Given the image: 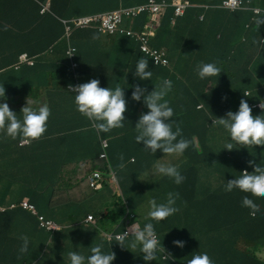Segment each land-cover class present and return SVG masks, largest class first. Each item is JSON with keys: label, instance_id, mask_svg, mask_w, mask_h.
I'll return each mask as SVG.
<instances>
[{"label": "trees", "instance_id": "1", "mask_svg": "<svg viewBox=\"0 0 264 264\" xmlns=\"http://www.w3.org/2000/svg\"><path fill=\"white\" fill-rule=\"evenodd\" d=\"M36 1L37 4L33 3L32 21L28 17H18L16 21H10L7 19L9 17L8 11L0 12V45H7L8 39L12 40L15 42L12 43V47H17L19 50L17 55L22 51H28L31 55H41L40 57H42L48 49H51L56 44L57 40L64 37V24L60 19H70L76 15L102 12L120 6H134L147 0H119V2L111 0L109 6L96 11L92 10V6L95 4L94 1H89L87 5H83V2L86 1L83 0L66 16L60 14L62 17L57 19L48 14L41 15L40 3L43 0ZM167 1L171 2V0ZM182 1H188L191 4L184 15L175 17L174 8L168 7L159 17L160 26L154 33L157 43L167 50L170 60L168 68L156 67L152 60L142 54L137 45L126 36L120 37L121 41L126 43L124 49L125 61L122 57H117L116 61L113 62V51L107 52V45L104 40L101 37L98 40L92 39L94 34L98 35L97 31L93 29H77L71 34V43L77 48L78 69L71 71L68 68H63L67 63V58L63 52L61 59L65 63L60 68H54L52 73L46 77V79H50L51 84L54 82L52 89L59 93L68 92L66 90L68 84L75 80L80 81L82 77L86 78V82L98 79L101 87L115 89L119 85L124 89L127 101L124 127L111 130L108 133H101V135L110 138V148L107 150L109 161L111 166L117 171L118 181L124 197L128 201L129 199L139 198V194L133 193L137 192V189H133L131 185L138 181L141 176L147 175L148 171H155L156 167L154 156L144 150L142 142L137 144L135 141L137 133L134 127L140 115L142 113L146 114L149 110L144 105L143 98L140 102L132 100V91L134 90L132 86L139 85L146 88V92H151L163 79L172 81V89L165 99L174 111V116L172 117V121L175 122L173 131H175V124L178 123L182 129L183 138L190 141L189 147L182 154L183 157L174 163L181 175L185 177V180L177 185L173 180H168V177L161 176V179H155V183H165L162 185V189L168 190V193H179L176 206L180 209L177 212L180 217L170 216L166 224L162 222L153 223L161 247H164L168 256L167 259H163V254L158 253L157 260L146 262L143 260V254H141L138 246L136 249L129 248L128 250L125 248L127 256L119 264H187L188 259L184 255L185 249L172 250L170 247L174 244L168 242L169 237L177 238V230L187 220L186 211L182 215V207L193 206L195 211L190 216V220L200 221L203 217L199 207L204 204L205 208H207L205 213H210L209 221L212 225L210 239L221 238L224 250L232 254H237L236 252L240 250L238 243L234 241L236 234L240 238L242 236L249 237L250 234L264 227V198L251 197L249 193L236 189L233 190L234 193L223 195L219 184L214 182V178L227 182L234 179L235 176H238L244 170L252 172L253 168L249 166L248 161L255 159L259 163L261 159H264V156L261 155L264 153V146L228 151L223 149L227 134L222 127L213 131L200 130L202 124H212L211 119L225 117L228 111H238L241 99L247 101L252 108L253 115L264 114L256 106L257 102L264 99V92L263 98L258 97L259 89L261 88V72L264 73V44L260 43L261 39L264 38V24L260 27L256 25L255 43L253 41V45H245L237 49L240 41L236 38V31L239 27V23L236 20L247 18L248 21L251 17L250 11L238 10V12L229 13L211 6L205 7L207 4H218L217 0ZM260 4L264 8V0ZM54 12L58 13L55 8ZM219 15H225L233 22L225 31L220 28L222 20ZM200 16H203V21L200 20ZM148 22L149 15L142 14L136 19L130 20L128 27L141 30ZM30 23L35 27L31 26ZM117 40L118 36L106 38V43L115 45ZM153 43L155 45V42ZM180 54L185 55L184 63L174 65L171 60ZM195 56L197 57L194 59L193 57ZM140 58H146L149 61L148 70L152 72L151 80L141 81L139 78L134 77L132 71L135 70ZM201 63H215L222 71L220 76L216 78L222 81L224 78L225 82L217 85L210 78L199 79L196 67ZM256 73L258 74L256 75ZM102 75H109V77L101 79ZM255 80H259L258 84L256 87H252L251 84ZM247 90L250 91L248 92L250 93L249 97L244 96V92ZM225 97L226 99H224ZM198 106H202L200 112L197 111ZM77 114H79L78 111L69 112L70 120L76 117ZM65 134L66 132L60 134L56 140L64 137ZM88 137L96 142L95 150L89 145L87 147L83 142H80L79 147L83 151L80 154L81 157L93 162L94 167L92 170H106V163L98 160L101 147L96 131H82L78 134L79 141ZM121 154L125 165L123 169L118 167L121 163L119 160ZM174 156H165L162 153V157L166 160H170ZM131 159H135V161L131 162ZM70 160L73 161L74 159ZM98 161L99 163H95ZM34 183L37 192L41 186L37 177L34 179ZM61 185V182L60 184L55 182L52 190ZM246 195L260 205V211L256 213L255 217H251L249 208L242 206V198ZM46 217L49 219L54 218L53 212L50 211ZM118 217L115 213L109 212L101 220L113 221L116 224V222L120 221ZM142 223L146 224L148 221L146 220ZM77 228L79 227H73L68 229V231ZM262 232L261 240L264 239V230ZM55 233L51 235L57 243V248L46 245V257L49 253L51 254L49 264H69L68 253L80 249L81 244H77L76 240L85 239L89 242L97 236L105 239L100 230L93 227L83 232L68 235L67 255L63 257L66 261H62V259L57 261L58 254L62 255L63 249L62 247L59 249V242L54 238ZM131 240L132 238H129L125 241L126 246ZM109 246L113 249L120 248L115 241L109 242ZM191 249L195 252H202V254L207 253L213 264H218L217 258L213 253L216 249L213 251L207 247L203 249L201 244L193 245ZM255 251L256 249L253 252ZM44 253L43 251L42 256L38 260L43 257ZM37 257L35 255L34 259L29 262H33ZM23 261L28 260H21L18 264ZM0 264L7 263L0 260ZM226 264L243 263L235 259L228 261Z\"/></svg>", "mask_w": 264, "mask_h": 264}, {"label": "clouds", "instance_id": "2", "mask_svg": "<svg viewBox=\"0 0 264 264\" xmlns=\"http://www.w3.org/2000/svg\"><path fill=\"white\" fill-rule=\"evenodd\" d=\"M149 1L150 0H147L142 4L129 7L120 6L115 9L102 12L76 15L70 19H60L64 24V37H62V39L67 43L65 54L68 60V66H70L71 70L75 71L79 67L77 62V48L71 43V34L77 29H93L97 31L98 35L94 34L92 39L98 40L101 37L107 46L108 44L106 43V38L115 36H118L119 38L121 36H126L137 45V48L142 54L152 60L156 67L168 68L170 66V60L167 55V50L165 47H162L157 43L154 38V33L155 30L160 26L159 17L168 7L174 8L175 17H181L184 15L187 8L191 6L188 1L171 0V2H169L167 0H154L156 4L162 6L161 11L155 16L149 11H144L136 17L124 16L120 22L111 24L107 30H100V27L102 26L101 21L94 22L85 27H77L76 25L77 20L81 18L103 16L121 9L136 8L148 4ZM33 3L37 4V1L19 0V17L27 16L32 21L34 10ZM260 3L261 1L259 0H220L216 5L207 4L205 7L208 8L211 6L212 8L221 9L229 13L238 12V10L250 11L251 17L245 24V29L247 32L253 33L254 36L256 25L260 27L262 24H264V8ZM40 5L41 15L48 14L57 19L62 17L60 14H64L62 11H60L57 4H55V0H43ZM178 5L185 6L183 13L180 15H177ZM54 8L58 13L54 12ZM142 14L149 15V22L143 27V29L135 30L132 27H128V22L130 20H134ZM200 20L203 21V16H200ZM236 21L238 22L239 20ZM9 22L10 21H8V23ZM68 28L70 29L69 32L67 30ZM218 37H220V35H218ZM145 41H147V45L150 49L162 50L165 52V58L168 61L166 65L156 64L154 58L149 53L143 51L142 48L145 47ZM153 42H155V45ZM260 43L262 45L264 44V38L261 39ZM261 44L260 46H262ZM245 45H253V42L251 43L248 39L242 38L240 40L239 48ZM70 48L75 49L74 55L71 53L69 55L67 54ZM23 55H27L28 61L21 60ZM40 56L41 55H31L28 51H22L13 60L14 63L9 66L8 69L20 70L23 66L34 67ZM117 57H122L123 59L125 58L123 55L117 54L115 56V61ZM196 57L197 56L193 58L195 59ZM30 62L33 64H30ZM148 68L149 61L146 58H140L135 66V70L132 71L134 77L139 78L141 81L151 80L152 72L149 71ZM221 72V69L215 63H201L196 67V73L199 79L204 80L210 78V80H212L217 85L225 82L224 78L223 81L216 78L220 76ZM107 77H109V75H102L101 79H105ZM261 79L262 77L260 76V80ZM132 87L134 89L132 91V100L140 102L143 98V103L149 110L146 114L142 113L140 115L138 122L134 127L137 133L135 136V141L137 144L142 142L144 150L146 152H150L154 156L156 163L155 172L161 176L168 177L169 179L173 180L175 184L179 185L185 180V177L181 175L177 166L163 164L165 162H169L171 159L166 160L164 157H162V153L165 156L175 155L177 160H179V158L183 157L182 154L190 145V141L183 138L182 129L178 123L175 124V131H173V124L175 122L172 121V117L174 116V111L172 107L169 106V102L165 99L172 89V81L163 79L162 82L159 85H156L154 90L151 92H146V88L139 85H134ZM66 90L68 92L65 91V94L74 95L73 111L79 112V114L76 116L79 120V123L73 131L75 134L70 133V135L78 139V134H80L82 131L95 130L98 134V141L101 147L98 160L104 161L106 163V170H92L90 171V174L85 176L89 186L92 189L99 191L104 188V186H108L113 189L118 199L119 197L122 199L121 204L124 207L125 214L120 225L123 224V230H116V232L112 234L121 233L125 230L126 216L128 213L134 214V212L129 209V201L124 197L123 190L120 187V183L117 178V171L111 166L109 161L107 150L110 148V138L103 137L101 133H108L111 130L124 127V121L126 119L124 114L127 111L125 91L119 85H117L115 89H111L110 87H101L100 81L98 79H92L89 82L82 84L80 81L75 80L74 82L68 84ZM5 91V88L0 86V133L12 140H19L20 146H26L33 141L41 139L44 133L47 131V121L51 115L50 108L47 106V104H45L40 106L38 109H34L27 100L26 106L22 107L20 112L22 116L18 118L17 113L10 110L9 103H6L7 98L5 97ZM248 92L250 91L247 90L244 92V96L249 97L250 93ZM258 97L263 98L260 92ZM224 99H226V97ZM256 106L262 110V113H264V99H261L260 102H257ZM201 108L202 106H198L197 111L200 112V110H202ZM211 120L212 124L210 123L209 126L215 127L217 130L222 127L227 134L223 149L232 151L239 148L264 146V114L253 115L252 108L245 99L240 100L238 111H228L225 117H215ZM86 141L87 144L93 148V150H95L96 142L89 137L86 138ZM80 142H83V140L79 141V143ZM102 155H105V157H102ZM261 155L264 156V153ZM119 160L121 163L118 165V167L123 169L125 165L123 163L122 154L119 156ZM134 161L135 159H131V162ZM248 164L253 168V171L249 172L244 170L240 172L238 176H235L234 179L227 181L225 184V191L232 192L234 189H239L244 193H249L251 197L264 198V159H261L259 163H257L255 159H252L248 161ZM90 169H92V167ZM94 172L100 173L102 176V180H98L99 187H93L91 185L90 177ZM64 190V187L59 186L58 188H54L53 192L55 193V196L58 197L57 193H61L62 196L64 194ZM178 199L179 193L169 192L167 194L166 202L158 203L156 199L150 200V210L148 212L149 221L160 223L161 221L177 213L180 210L176 206V201ZM24 203L34 206L35 212H33L31 209L24 208ZM242 206L251 210V217H255L256 213L260 211V205L247 195L242 198ZM16 208H20L33 214L40 229L47 230L46 228L41 227L39 217H44L46 221H51L60 228L55 220L49 219L41 214L34 203L22 201L10 205L5 211ZM1 212H3V208L0 207V213ZM134 219H136L135 215L133 220ZM95 221V224H90L87 223L85 219L83 223L90 227L93 226L94 228L99 229L96 218ZM57 230L47 231L54 232ZM100 232L104 238L109 241L105 234L111 233L101 230ZM18 238L23 242L19 248L20 255L17 257V259H21L23 254L27 253L28 251L29 240L28 237L24 235H20ZM129 238H132V240L126 246L125 241ZM114 239L115 240L112 241H115V243H117L121 248H126L128 250L129 248L136 249L139 246V250L141 254H143V260L146 262L157 260L158 253L163 254V259L168 258L164 247H161V243L157 233L155 232L154 224L152 222L146 223L143 227L135 222L123 234L116 235ZM184 243L185 242L180 240L173 241V244L180 248L184 247ZM102 249V244L91 247V254L87 257L78 254L76 251L69 252V264H112V262L116 259L115 253L111 251L109 253H104ZM187 264H213V261L207 253L195 254L187 261Z\"/></svg>", "mask_w": 264, "mask_h": 264}, {"label": "crops", "instance_id": "3", "mask_svg": "<svg viewBox=\"0 0 264 264\" xmlns=\"http://www.w3.org/2000/svg\"><path fill=\"white\" fill-rule=\"evenodd\" d=\"M82 1L55 0V4L66 16ZM89 1L95 2L92 10L96 11L109 6L111 0H86L83 5H87ZM115 1L119 2V0ZM18 8L19 0H0V12L8 11L9 17L7 19L10 21H15L19 17ZM219 16L222 20L220 28L225 31L233 22L225 15ZM247 22V18L238 21L239 27L236 31V38L238 41L246 38L252 43L254 36L253 33L246 31L245 24ZM30 25L33 26L32 23ZM12 43L15 42L8 39L7 45H0V86H3L6 90L5 97L8 98L10 110L17 113L18 118H20L22 116L20 114L21 109L26 106L28 100L34 109L47 104L51 110V115L47 121V131L43 137L29 145L20 146L19 140H12L0 133V207L3 208V212L0 213V260L7 264H18L21 260H28L23 261L21 264H49L51 254L49 253L46 257V245L57 248V243L51 235L57 232L54 238L59 242V249L61 247L63 249V254H58L57 261H61V259L66 261L63 257L67 255V245L69 244L67 236L90 228V226L83 223L87 218L86 216L93 215L97 219L99 230L114 233L116 230H123V224L120 225V223L121 220L123 221L122 218L125 214L124 207L111 187L104 186L101 190L94 192L91 187V189L89 188L86 181L81 183L84 175L90 174L94 165L91 160H85L81 157L80 154L83 151L79 147V141L70 135V133L75 134L73 131L79 123L77 117L70 120L69 116V112L74 110V95L53 90L52 85L54 82L51 84L50 79H46L54 68H60L65 63L61 59V55L63 52L65 54L67 43L60 38L51 49L44 53L45 55L43 54L38 59V61L41 60L40 63L37 62L34 67L23 66L20 70L8 69L14 63L13 60L17 53H19L17 47H12ZM125 46L126 43L121 41L120 37L117 40V44H108L106 50L107 52L113 51V62L117 54L126 57L124 54ZM237 48H239V45ZM39 65H41L40 68H38ZM63 68L71 70L70 66H68V60ZM261 74V88L259 91L263 94L264 73L261 72ZM258 81L252 82L251 86L256 87ZM200 130L213 131L217 130V128L202 124ZM64 132H66L65 136L56 140ZM83 142L89 147L85 138ZM70 159L74 160L71 161ZM95 163H99V161ZM91 167L92 169H90ZM36 177L39 179V185H41L37 192L34 183ZM45 180L46 185H44ZM55 182L59 184L61 182V187L66 190L62 196L61 193H57L58 197L55 196L52 190ZM214 182L219 184L223 195L234 193L233 191H225V180L214 178ZM22 201L34 203L38 211L44 216L48 215L50 211L53 212L54 218L51 219L55 220L60 226L59 230L50 232L40 229L35 216L20 208L5 211L10 205ZM149 201L141 200V198L129 199V209L134 212L137 223L141 227L145 224L142 223L145 217H141L139 220L136 208L141 209L142 206L146 208ZM181 209L182 215L186 211L187 220L177 230V238L169 237L168 242L171 244L175 240L185 242L183 247L185 249L184 255L187 256L188 260L195 254H202V252H195L191 249V246L201 244L203 249H206V247L212 251L216 249L213 253L217 258L218 264H226L228 261L235 259L243 264H264V239L261 240L264 227L250 234L249 237L242 236L240 238L236 234L234 241L238 243L240 250L236 252L237 254H232L224 250L221 238L210 239L212 227L209 221L210 213H205L207 208H205L204 204L199 207L203 217L200 221L190 220V216L195 211L193 206L182 207ZM109 212L119 216L118 220L120 221L115 224L113 221L101 220ZM122 212L123 214H121ZM172 216L180 217V214L175 213ZM73 227L79 228L68 231V229ZM58 233L59 235L56 236ZM20 235L28 237L29 246L27 253L23 254L21 259H17L18 255H20L19 248L23 243L18 238ZM76 243L81 244L80 249H77L76 252L85 257L91 254V247L102 244L104 253H109L110 251L115 253L116 259L112 264H119L127 256L125 248L113 249L109 246V242L107 243L101 236H97L89 242L85 239L76 240ZM170 248L174 250L180 247L171 245ZM255 249L256 251L253 252ZM43 251L45 252L43 257L38 260L42 256ZM35 255L38 256L37 259L29 262L34 259Z\"/></svg>", "mask_w": 264, "mask_h": 264}, {"label": "built area", "instance_id": "4", "mask_svg": "<svg viewBox=\"0 0 264 264\" xmlns=\"http://www.w3.org/2000/svg\"><path fill=\"white\" fill-rule=\"evenodd\" d=\"M184 7H185L184 5H178L177 15H180L183 13ZM161 8H162L161 5L156 4V2L154 0H150L148 2V4H146L144 6H140V7H136V8H129V9H121L119 11L108 13V14L103 15V16H94V17H87V18L78 19L76 22V25H77V27H85V26H88L94 22L101 21L102 26L100 27V30H107V28L111 24L120 22L124 16L136 17L137 15H139L140 13H142L144 11H149L155 16L158 12L161 11ZM67 30L69 32L70 29L68 28ZM142 49H143V51H145L146 53H149L154 58L156 64H158V65H160V64L166 65L167 64L168 61L165 58L166 54L164 51L150 49L147 45V41H145V47H143ZM70 53L74 55L75 49L70 48L68 50L67 54L69 55ZM21 60L22 61H28L27 55H23L21 57ZM30 64H33V63L30 62ZM102 157H105V155H102ZM100 179L102 180L101 174L94 172L90 177L91 185L93 187H99L98 180H100ZM23 207L27 208V209H31L33 212H35L34 206H32V205H28V204L24 203ZM133 218H134V214L128 213V215L125 218V230L121 233L105 234L106 238L109 241L115 240L114 237L116 235L123 234L133 224L132 223ZM39 220H40L41 227H44L47 230L59 229V227L56 224H54L51 221H46V219H44V217H39ZM86 222L90 223V224L96 223L95 218L93 216H90V215L86 218Z\"/></svg>", "mask_w": 264, "mask_h": 264}, {"label": "rangeland", "instance_id": "5", "mask_svg": "<svg viewBox=\"0 0 264 264\" xmlns=\"http://www.w3.org/2000/svg\"><path fill=\"white\" fill-rule=\"evenodd\" d=\"M171 61L173 62L174 65L182 64L185 61V55L184 54L176 55L174 57V59ZM80 81L82 84V83H86L87 80H86V78L82 77ZM261 95L263 96V94H261ZM6 103L7 104L9 103L8 98L6 99ZM180 159L181 158H179V160ZM176 161H177V158H176V156H174L173 158H171V160L169 162H165L163 164L175 166L174 163H176ZM148 172L149 173L147 175L141 176L138 179V181H136L134 184L131 185L133 189H137V192H133V193L139 194V198H141V200L143 199V200L149 201L152 199H156L158 203L166 202L168 190L162 189L163 188L162 185L165 183H163V182L160 184L155 183V179H157V178L161 179V175L157 174L155 171H152V172L148 171ZM168 180H170V179L168 178ZM85 181L87 182V179H86V176L84 175L81 183H83ZM44 185H46V180L44 182ZM87 185L89 186L88 182H87ZM120 187H121V185H120ZM40 188H41V186L39 187V189ZM89 188H90V186H89ZM91 190L96 192V190H94V189H91ZM65 191L66 190H64V192ZM68 198H69V195H68ZM119 200L122 201V199L120 197H119ZM149 210H150V204L149 203L146 205V208H143V206L141 207V209L136 208V214H137L139 220L141 217H145L144 221L147 220L148 222H152L154 224H157L155 221H149V219H148ZM168 219H169V217L167 219L161 221V222L166 224V223H168ZM135 222L137 223V219H134L132 221V223H135Z\"/></svg>", "mask_w": 264, "mask_h": 264}]
</instances>
